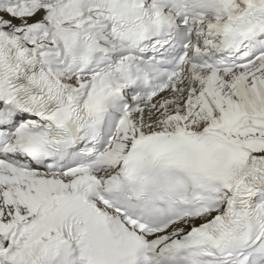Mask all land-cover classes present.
<instances>
[{
    "label": "snow or ice",
    "instance_id": "6c2138e0",
    "mask_svg": "<svg viewBox=\"0 0 264 264\" xmlns=\"http://www.w3.org/2000/svg\"><path fill=\"white\" fill-rule=\"evenodd\" d=\"M0 264H264V0H0Z\"/></svg>",
    "mask_w": 264,
    "mask_h": 264
}]
</instances>
